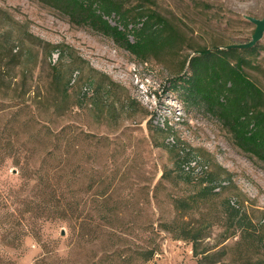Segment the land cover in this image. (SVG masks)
Here are the masks:
<instances>
[{
	"label": "rangeland",
	"instance_id": "obj_1",
	"mask_svg": "<svg viewBox=\"0 0 264 264\" xmlns=\"http://www.w3.org/2000/svg\"><path fill=\"white\" fill-rule=\"evenodd\" d=\"M156 2L186 45L141 62L39 0H0V264H198L192 243L160 225L175 218L204 227L216 264H244L225 209L264 232V169L169 82L195 49L252 39L248 17H264V0ZM259 44L246 71L264 89V36ZM167 123L170 138L155 131ZM51 151L49 194L39 175ZM207 175L217 194L180 214L173 199Z\"/></svg>",
	"mask_w": 264,
	"mask_h": 264
},
{
	"label": "trees",
	"instance_id": "obj_2",
	"mask_svg": "<svg viewBox=\"0 0 264 264\" xmlns=\"http://www.w3.org/2000/svg\"><path fill=\"white\" fill-rule=\"evenodd\" d=\"M39 1L68 17L71 23L111 38L141 62L179 54L186 45L185 34L158 9L156 0ZM259 41L241 48L216 46L195 49L194 55L186 57L188 70L175 75L169 82L182 94L185 102L201 107L216 118L229 131L234 143L264 169V89L246 71V66L251 64L247 57L259 52ZM67 93L68 87L66 91L62 90V97L66 94L64 99H67ZM155 131L169 138L174 135L168 123L156 126ZM174 142L170 143V149H176ZM56 158V153L51 151L44 156L40 168L41 188L48 192L51 186L49 194L55 189L53 191V185L46 181L53 179L54 175L47 168ZM184 161L185 158L177 161V167H186ZM219 188L221 183L216 177L207 175L201 180L199 192L187 198L175 197L174 206L180 214L188 213L200 208L202 202L209 204ZM224 224L230 235L239 233L243 263L264 264V232L261 228L248 215L232 207L225 209ZM160 225L174 238L192 243L198 264H216L217 256L222 254L204 245L206 233L203 226L197 227L179 218ZM147 252L146 261L153 257L155 250ZM3 264L13 263L5 261Z\"/></svg>",
	"mask_w": 264,
	"mask_h": 264
},
{
	"label": "water",
	"instance_id": "obj_3",
	"mask_svg": "<svg viewBox=\"0 0 264 264\" xmlns=\"http://www.w3.org/2000/svg\"><path fill=\"white\" fill-rule=\"evenodd\" d=\"M248 19L256 24V28L252 36V39L246 43L233 44V45H229L228 47L230 46L239 47V48L248 47L254 45L256 42L262 39V37L264 36V17L263 18L248 17Z\"/></svg>",
	"mask_w": 264,
	"mask_h": 264
}]
</instances>
